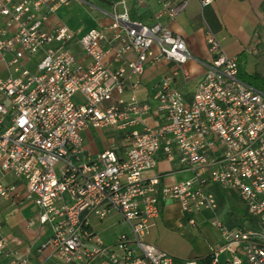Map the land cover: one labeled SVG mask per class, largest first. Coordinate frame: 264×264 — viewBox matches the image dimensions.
I'll list each match as a JSON object with an SVG mask.
<instances>
[{"label": "built area", "instance_id": "obj_1", "mask_svg": "<svg viewBox=\"0 0 264 264\" xmlns=\"http://www.w3.org/2000/svg\"><path fill=\"white\" fill-rule=\"evenodd\" d=\"M70 1L0 0V54L10 56L8 75L0 77V200L35 205L40 226L54 231L43 248L52 249L56 264H199L147 241L169 201L180 203L192 225L202 212L213 215L222 246L211 264H264V90L240 78L239 57L208 28L210 62L188 100L175 85L180 74L184 85L191 78L183 68L193 59L185 39L161 23L133 20L127 9L111 13L110 26L82 35L66 25L47 30L48 17ZM190 1L162 0L159 16L175 20ZM34 57L32 73L23 60ZM162 60L178 68L154 88L156 105L140 101L146 67ZM153 113L164 115L157 128L144 124ZM107 128L126 136L125 157L114 148L87 155L84 132ZM176 153L194 178L165 185V175L145 176L159 155ZM9 174L25 185L23 193L4 182ZM214 186L236 194L257 227L226 225ZM113 213L130 232L108 244L92 220ZM5 247L0 233V251Z\"/></svg>", "mask_w": 264, "mask_h": 264}, {"label": "crops", "instance_id": "obj_2", "mask_svg": "<svg viewBox=\"0 0 264 264\" xmlns=\"http://www.w3.org/2000/svg\"><path fill=\"white\" fill-rule=\"evenodd\" d=\"M109 1L116 4L120 0ZM161 1L125 0L124 10H129L132 19L135 21L148 25L161 23L185 39L189 51L193 56V59L183 67L190 74L191 78L189 81L197 80V86L208 68L210 62L207 45L208 28L216 33L230 55L242 57L246 62L249 61L247 58L249 55H257L256 64L258 68L255 73L264 76V53L260 49L261 45H264V0H214L211 5L206 7L201 5V0H191L186 10L175 20H170L167 15L159 16L162 8ZM118 10L123 12V7L118 8ZM110 14H107L110 21L101 24L99 28H106L111 25ZM6 22V19H2L4 25H6ZM43 25L47 30H53L58 26L66 25V23L57 13L50 15ZM6 28L7 35H13L15 25L11 27L6 26ZM75 33L78 35L84 34L76 31ZM70 49L77 56V60L80 63L85 65L90 63L89 59L82 54L77 44H72ZM252 49L254 52L249 53L248 51ZM9 57V55L3 56L0 54V75L4 77H6L4 74L8 72L6 61ZM109 60L111 62L109 63L110 69L115 70L116 63L112 62V57ZM177 68L174 63L166 60L150 64V67H146L142 77L143 87L138 93L139 100L153 103L154 88L165 75ZM175 81V85L182 88L185 97L190 100L194 91L190 92L186 89L187 85H184L185 82L182 80L181 74ZM123 97L128 99L130 91L125 92ZM163 119L164 115L153 113L145 120L144 124L151 128H157L162 124ZM129 146L130 144L128 143ZM102 151L93 149L86 141V153L88 156H95ZM126 151L117 153L119 157L123 158L126 155ZM164 159L168 158H165L162 154L159 155V161ZM169 159L171 160V167L169 169L172 172L162 173V166L158 162L157 168L145 176L151 178L157 175H165L163 179V184L165 185H172L192 178V171L183 168L177 153ZM165 163L164 166H166ZM4 182L6 184L16 183L20 193H23L25 190V185L12 174L7 175ZM27 204H29L28 209L19 210L17 208ZM23 205L15 206L13 201L0 200V216L2 217V221H0V233L6 240L5 249L0 251V264H22L24 260H29L34 264H56L57 258L53 254L52 249L50 247L43 248L47 242L44 237L46 227L42 228L40 226V228L33 231L26 228L27 238L21 233L16 234L11 229H4V223L13 221L15 213V215L23 217L20 218L21 229H23V223H26L24 217L27 213L30 214V208L34 209L36 216L38 215L37 209L32 202L28 201ZM219 214L220 216L223 214L221 209H219ZM212 217L213 215L210 212H202L195 216L196 224L192 225L190 223L191 216L182 212L180 203L169 201L163 206L161 218L151 229L147 236V241L171 253L178 259L197 260L205 258L212 255L214 250L222 246L221 235L210 222ZM107 219L114 220L113 222L115 223L125 222L118 213L111 214L105 220ZM92 228L97 232L95 225L92 224ZM105 242L112 244L109 241Z\"/></svg>", "mask_w": 264, "mask_h": 264}, {"label": "rangeland", "instance_id": "obj_3", "mask_svg": "<svg viewBox=\"0 0 264 264\" xmlns=\"http://www.w3.org/2000/svg\"><path fill=\"white\" fill-rule=\"evenodd\" d=\"M111 2V3H110ZM123 7V0H120L118 3H114L109 0H71L70 3L64 7H62L58 11V16L66 23V25L73 32L86 33L91 29L99 28L101 24H104L107 21H110L107 14L110 13H122L118 10V8ZM261 51L264 53V45H261ZM249 59L248 62L244 61V65L246 71L254 74L258 68L257 63V55H249L247 57ZM38 59L34 57L33 59L23 60V64L26 68H28L32 73L36 72V62ZM147 67H150L148 65ZM8 75V72L4 74ZM4 77L3 75H0ZM197 80H192L187 83V90L193 92L196 87ZM156 105L155 102H153ZM84 137L89 145L96 150H106L109 148H114L119 153H123L128 148V142L126 137L123 136L120 131L107 128V129H88L84 132ZM166 163H165V162ZM171 160L164 159L160 160L159 163L162 166V173L164 172H172L171 169ZM164 163L166 166H164ZM192 178L194 175L192 174ZM191 178V179H192ZM222 193V192H221ZM223 199H221L220 209L223 213H231L233 217H236L237 224L243 226V228L249 227H257L256 221L253 220L250 215L246 212L245 205L240 201V199L231 191H224L222 193ZM25 202H22L23 205ZM29 204L23 205L21 207H17L19 210L28 209ZM14 210V209H13ZM30 214L24 217L25 222L23 223V229H21L20 218L22 216H17L14 214V220L11 222H5V230H13L16 234H23L25 238L28 237L26 228L36 230L40 228L39 218L36 216V212L34 209L30 208ZM12 211V210H11ZM0 221H2V217L0 216ZM114 220H104L100 221L98 219H93L92 224L97 227V234L102 237L105 241H109L114 243L121 234L130 232V227L126 222L115 223ZM4 222V221H3ZM23 230V231H22ZM46 233L44 237L48 242L50 238L54 235V231L51 227L46 226ZM22 231V232H21ZM28 240V239H26ZM221 258H225V255H222Z\"/></svg>", "mask_w": 264, "mask_h": 264}, {"label": "trees", "instance_id": "obj_4", "mask_svg": "<svg viewBox=\"0 0 264 264\" xmlns=\"http://www.w3.org/2000/svg\"><path fill=\"white\" fill-rule=\"evenodd\" d=\"M239 75H240V78L243 81H245L246 83H248L252 86H255L259 89L264 90V76L260 75L259 73L250 74L249 72H247L245 65H244V59L242 57H239ZM212 191L217 196V199L219 201V206H221V199H223L222 193H224V191L220 190L217 186L213 187ZM246 212H247V210H246ZM221 218L223 219L224 223L226 225H228L230 228H236V227H240V228L242 227L243 228V226H240L239 224H237L236 217H233L230 212L229 213H226V212L223 213ZM251 218L256 221L255 218H253V217H251ZM213 258L214 257L212 254V255H209L205 258H199L197 260H198L199 264H211Z\"/></svg>", "mask_w": 264, "mask_h": 264}]
</instances>
